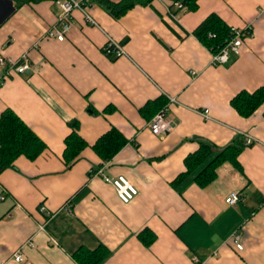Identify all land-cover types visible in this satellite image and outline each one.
I'll return each mask as SVG.
<instances>
[{"label":"crops","instance_id":"crops-1","mask_svg":"<svg viewBox=\"0 0 264 264\" xmlns=\"http://www.w3.org/2000/svg\"><path fill=\"white\" fill-rule=\"evenodd\" d=\"M172 8L153 0L115 19L95 4L98 26L76 10L60 42L44 37L61 14L55 0H0V56L27 55L32 65L0 88V116L14 111L47 146L0 174V264H78L77 252L101 247L109 252L101 264H264V105L250 117L232 105L264 89V0H199L197 11L176 18ZM211 14L254 30L226 66L214 67L194 35ZM108 38L124 56L105 54ZM165 108L178 126L160 138L149 125ZM73 123L90 147L112 127L129 143L108 163L89 147L68 168ZM246 136L255 143L243 147L238 166L220 164L201 187L196 177L212 156L177 181L201 143L218 154ZM105 178H124L137 197L124 204ZM232 192L242 195L234 207L226 203Z\"/></svg>","mask_w":264,"mask_h":264},{"label":"trees","instance_id":"trees-1","mask_svg":"<svg viewBox=\"0 0 264 264\" xmlns=\"http://www.w3.org/2000/svg\"><path fill=\"white\" fill-rule=\"evenodd\" d=\"M104 8L113 18L120 19L130 9L137 5H150L153 0H122L115 3L111 0H92ZM173 2L172 14H179L181 10L175 8L176 3H181L189 12H195L199 8V0H170ZM210 34H215L211 38ZM194 35L213 53L219 52L231 39L230 28L217 14L209 15L196 29ZM112 57V56H109ZM113 58V57H112ZM233 107L243 117H250L262 105H264V89L257 90L253 94L243 92L232 101ZM72 133L65 140L66 149L64 160L68 168H71L80 159L89 144L79 134V124H71ZM128 139L116 127H112L102 135L90 148L104 163L110 162L127 144ZM244 140H238L216 154L214 148L201 143L200 149L185 161L186 171L177 178L181 181L191 175L201 166H204L212 156H215L206 167L197 175L196 180L201 187L207 186L216 177L217 167L230 161L239 165L238 157L245 147ZM47 149L46 144L29 128V126L12 110L7 109L0 116V174L6 169L15 167V162L21 156L29 160H36ZM216 154V155H214ZM153 238L146 243L151 244ZM109 255L106 248L101 247L94 252L79 251L74 258L78 264H101Z\"/></svg>","mask_w":264,"mask_h":264},{"label":"built area","instance_id":"built-area-1","mask_svg":"<svg viewBox=\"0 0 264 264\" xmlns=\"http://www.w3.org/2000/svg\"><path fill=\"white\" fill-rule=\"evenodd\" d=\"M55 3L60 7L61 14L58 18L56 26L52 29L47 30L44 37L50 39H55L60 42L66 40L67 34L70 32L74 20L73 12L78 10L81 11L86 21L91 26H98V23L90 14V9L96 4L92 0H55ZM175 8L181 10V12H187V8L184 7L181 3H176ZM172 17L176 18V14H172ZM254 30L251 25L246 26L243 29H233L232 28V37L227 42V44L217 53L212 52V65L214 67L226 66L230 62L232 55L240 56L244 48V40L246 38L252 37ZM211 38H215V34H210ZM104 52L108 56L113 58H120L125 55L123 46L114 40L113 38H108V43L104 48ZM32 65L27 59V55H24L20 61H15L3 56H0V88L6 83V81L13 76V74H23L30 70ZM170 103H176L175 98H170ZM169 109L165 108L159 112L151 121L149 128L153 135L163 138L173 132L178 126L177 120L168 115ZM209 110L204 112V115L208 117ZM255 143L254 139L246 136L245 145L252 146ZM101 173V172H98ZM105 182L111 184L115 187L118 198L124 204L132 202L138 195V190L132 186L124 178H119L117 180H112L110 178H105ZM0 200H4V197L1 196ZM242 201V195L238 192H232L226 199V203L229 206H236ZM41 212L46 211L45 207L40 208ZM240 234L239 232L234 234L233 241L236 247L240 250H243L242 245L239 243ZM14 260L16 262H22L23 256L21 253L15 255ZM194 261L199 262L196 257L193 258Z\"/></svg>","mask_w":264,"mask_h":264}]
</instances>
